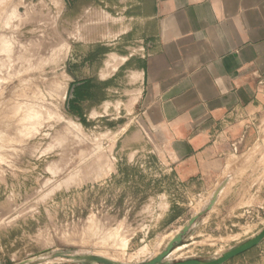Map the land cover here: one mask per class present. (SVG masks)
I'll use <instances>...</instances> for the list:
<instances>
[{
    "label": "rangeland",
    "instance_id": "rangeland-1",
    "mask_svg": "<svg viewBox=\"0 0 264 264\" xmlns=\"http://www.w3.org/2000/svg\"><path fill=\"white\" fill-rule=\"evenodd\" d=\"M130 2L0 0V264L148 261L220 186L200 192L154 152L121 151L139 92L111 74L144 48ZM218 199L170 261L214 260L264 227V202L214 211ZM224 264H264V241Z\"/></svg>",
    "mask_w": 264,
    "mask_h": 264
},
{
    "label": "crops",
    "instance_id": "crops-1",
    "mask_svg": "<svg viewBox=\"0 0 264 264\" xmlns=\"http://www.w3.org/2000/svg\"><path fill=\"white\" fill-rule=\"evenodd\" d=\"M130 3L128 33L144 48L111 74L139 92L123 155L150 150L206 194L226 184L214 211L264 202V0Z\"/></svg>",
    "mask_w": 264,
    "mask_h": 264
},
{
    "label": "water",
    "instance_id": "water-1",
    "mask_svg": "<svg viewBox=\"0 0 264 264\" xmlns=\"http://www.w3.org/2000/svg\"><path fill=\"white\" fill-rule=\"evenodd\" d=\"M224 185H220L212 194L211 200L209 204L207 205L206 209L196 215L193 216L187 225H185L166 245L164 250L156 255L154 258L144 261L139 264H224L228 262L229 260L244 254L245 252L253 249L254 247L258 246L260 243L264 241V227L260 232H258L255 236H253L251 239L243 242L242 244L234 247L233 249L224 252L222 255H220L218 258L210 261H201V260H195V259H189L184 261H170L169 256L172 253L175 248L179 247L184 238L191 232V229L197 219L202 216L206 211L210 210L214 203L216 202L218 195L220 191L222 190ZM75 261H82V264H119L116 262H113L111 260L98 257V256H85V257H71ZM81 263V262H80Z\"/></svg>",
    "mask_w": 264,
    "mask_h": 264
},
{
    "label": "trees",
    "instance_id": "trees-1",
    "mask_svg": "<svg viewBox=\"0 0 264 264\" xmlns=\"http://www.w3.org/2000/svg\"><path fill=\"white\" fill-rule=\"evenodd\" d=\"M75 93H76L77 97L80 96V93H79L78 91L76 92V90H74V94H75ZM73 101H74V100H73ZM71 103H73V102H71Z\"/></svg>",
    "mask_w": 264,
    "mask_h": 264
},
{
    "label": "bare ground",
    "instance_id": "bare-ground-1",
    "mask_svg": "<svg viewBox=\"0 0 264 264\" xmlns=\"http://www.w3.org/2000/svg\"><path fill=\"white\" fill-rule=\"evenodd\" d=\"M10 48V47H9ZM7 52H9L10 50H6ZM251 239V238H250ZM222 255V254H221Z\"/></svg>",
    "mask_w": 264,
    "mask_h": 264
}]
</instances>
